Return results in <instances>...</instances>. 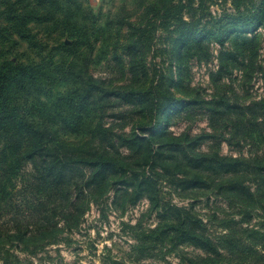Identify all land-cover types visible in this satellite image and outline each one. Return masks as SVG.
Instances as JSON below:
<instances>
[{"label":"rangeland","instance_id":"374dc122","mask_svg":"<svg viewBox=\"0 0 264 264\" xmlns=\"http://www.w3.org/2000/svg\"><path fill=\"white\" fill-rule=\"evenodd\" d=\"M17 14L29 15L28 38ZM20 65L31 78L1 89L3 104L68 142L104 134L115 168L77 224L64 203L57 232L0 229V264H264V0H0L1 79ZM6 123L0 159L12 138L37 148V135ZM119 134L142 138L141 149ZM173 143L188 151L173 154L179 164L164 158ZM201 158L245 165L217 176ZM68 173L81 182L89 170ZM39 189L32 201L43 203L53 188ZM178 219L204 220L215 252L164 236Z\"/></svg>","mask_w":264,"mask_h":264},{"label":"trees","instance_id":"16d2710c","mask_svg":"<svg viewBox=\"0 0 264 264\" xmlns=\"http://www.w3.org/2000/svg\"><path fill=\"white\" fill-rule=\"evenodd\" d=\"M29 15L17 14L16 26L22 31V36L28 38L25 34L26 24L29 22ZM191 48L192 43L188 41L184 44ZM2 69H0V90L15 83L24 84L32 73L27 71L26 67L20 65L14 73L4 74L2 79ZM6 123V130L25 133L32 131L38 136L37 148L28 153L25 151V145L17 139L8 140L2 149L0 161L4 167L0 173V203L5 202L3 209H0V224L2 219L4 226L1 230H7V234H18L22 236L29 235L35 238L37 234H47V232H57V225L53 224L54 216L64 203L69 204V208L64 212V219L70 225H75L82 216V207L87 197H90L95 191L101 189L109 180L112 169L115 168L112 159L108 153L112 149L110 142L107 141L104 134L98 143H85L78 141H65L57 135H48V129L38 125L28 124L19 114L15 107L4 105L0 99V125ZM117 144L127 146L129 149L138 151L142 147V138L136 135H117ZM197 141L189 144L193 148L192 152L197 153L195 147ZM170 156H164L166 160H172L179 164L180 161L174 160L173 154L183 152L184 158L188 156L186 151L178 143L168 144L166 146ZM37 158L39 167L29 174V180L22 186L19 185V178L24 174L27 163L33 158ZM222 160L211 161L203 158L197 159L198 162L207 164V168H213L212 172L217 176L226 173H232L239 170L245 164L244 161L237 159L235 162H226ZM155 160V155H153ZM249 170L254 168L252 160H247ZM76 165H81L89 170V175L82 181H72V175L68 171H73ZM166 167L168 166L164 163ZM259 166V165H257ZM263 168H259L260 182L264 180ZM263 172V173H262ZM247 175V173H246ZM245 175V176H246ZM264 182V181H263ZM242 183V181H240ZM130 186L131 183H128ZM39 190L53 188L45 202L32 201L36 199L34 189ZM246 187V185H245ZM64 192L67 197H64ZM57 194H61L59 197ZM25 196V197H24ZM22 201H25V211ZM56 219V218H55ZM179 220V222H178ZM172 221L173 224H166L168 230L163 231L164 236H171L177 244L189 243L198 248H202L206 253L215 252L214 241L209 237V229L202 219H178ZM10 227H13L11 230ZM11 230V231H10ZM3 233H0L2 235ZM37 239V238H35ZM207 259V258H205ZM203 261H205L203 259ZM196 262V261H195ZM193 259L190 264H195ZM8 264V262L6 263Z\"/></svg>","mask_w":264,"mask_h":264}]
</instances>
